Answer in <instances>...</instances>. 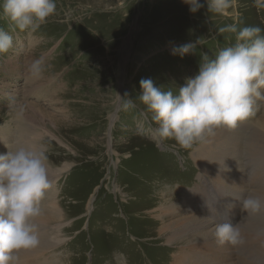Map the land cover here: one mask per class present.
<instances>
[{
  "label": "rangeland",
  "instance_id": "obj_1",
  "mask_svg": "<svg viewBox=\"0 0 264 264\" xmlns=\"http://www.w3.org/2000/svg\"><path fill=\"white\" fill-rule=\"evenodd\" d=\"M201 2L193 14L184 0H56L55 14L32 34L0 8V29L14 40L0 55V82L10 85L0 110L12 101L38 109L41 133L56 124L65 143L57 141L65 153H53V139L44 142L50 163L66 168L50 177L42 202L47 238L60 242L43 249L44 264H264V212L247 214L239 203L249 192L264 194V170L250 146L251 135H264V99L236 128L207 138L215 140L211 146L205 139L189 148L155 138L152 113L138 99L141 79L175 92L198 73L201 55L214 58L232 46L235 34L219 28L264 29V0H232L227 15ZM199 38L195 53L172 54ZM41 55L46 65L37 81L26 65ZM6 60H17V68L4 71ZM33 87L47 96L38 100ZM52 91L62 94L59 104H49ZM125 92L136 104L127 111L117 104ZM242 133L246 139L231 144ZM229 163L237 170L246 164L240 178L220 176ZM226 220L241 222L243 244L216 242L214 224Z\"/></svg>",
  "mask_w": 264,
  "mask_h": 264
},
{
  "label": "clouds",
  "instance_id": "obj_2",
  "mask_svg": "<svg viewBox=\"0 0 264 264\" xmlns=\"http://www.w3.org/2000/svg\"><path fill=\"white\" fill-rule=\"evenodd\" d=\"M191 13L204 7L201 0H184ZM208 12L227 15L232 0H205ZM56 0H2L4 16L21 31L35 33L55 14ZM234 33L235 43L210 58L201 55L199 71L177 91L157 87L151 78L141 79L139 101L152 113V128L160 141L174 140L189 148L195 142L217 135L219 130L236 128L252 114L257 99H264V29L238 28L235 24L218 29ZM200 38L172 48L181 57L195 53ZM14 46L13 36L0 29V55ZM41 55L26 65V72L39 79L45 71ZM17 119L24 118L22 105L11 102ZM117 104L127 111L136 107L128 92L117 93ZM47 148L18 146L0 153V264H18V253L40 244L36 221L43 215L42 202L52 189ZM247 214L264 212V194L249 192L239 201ZM228 207H232L229 205ZM241 222L214 224L216 242L233 247L244 243Z\"/></svg>",
  "mask_w": 264,
  "mask_h": 264
},
{
  "label": "bare ground",
  "instance_id": "obj_3",
  "mask_svg": "<svg viewBox=\"0 0 264 264\" xmlns=\"http://www.w3.org/2000/svg\"><path fill=\"white\" fill-rule=\"evenodd\" d=\"M17 64H18L17 60H9V61L5 62L6 66L5 67L3 66L4 67L3 69H4V71H10L14 68H17ZM1 76H2V74H0V77ZM49 77H52V75H50ZM39 79H36V80L38 81ZM28 83L32 84V82H28ZM9 86L10 85H6L3 82H0V94H4V91ZM32 89L34 91L37 90L38 100L43 99L45 97L46 94H43L41 92L42 87H33ZM31 90H30V92H31ZM56 90L59 91L58 88ZM55 93H56L55 91L51 92L52 97H51V99H49L50 105L59 104L58 99L61 100L62 94L60 92H58L60 95L59 96L57 93L56 94ZM29 113H31V115H29ZM43 119H44V116L42 115V113L38 109L31 108V106H29V105L24 107V118L23 119H17L16 118L12 106L6 107V108L0 110V148L6 144H13L14 145V146H11L9 148H15V147H18L21 145L35 147V146H39L42 144L44 145L45 141H49V139H53L54 143L52 142V144H53V146H56L57 150L54 148L52 150V152L55 153L56 151H58L59 153H65L61 149V147L58 146L59 144H57V141H58L62 145V147L65 145V143H63V141L61 142L60 137H58V135L55 134V133H58L56 124H55V126H53L51 133L47 132L48 136H45L44 134L41 133L42 128L44 127V120ZM106 119H107V121L110 120V122H112V124H113L115 122V120H114L115 115L111 118L108 115V118H106ZM238 135L239 134H237L236 137L232 139L231 144L234 142H240V141H242L243 137L245 138L244 133H242L241 138H240V135L239 136ZM248 137H249V134H248ZM205 141L207 142L206 145L211 146L212 143L214 144L215 140L212 141V139H209V140L206 139ZM243 141H244V139H243ZM250 141H251L250 146L253 149L252 154L258 158V162H259L258 163L259 164L258 169L263 171L264 170V135L260 134L258 132H255V134L250 136ZM246 144H247L248 148H247V150H244V149L243 150L246 154V157L249 158V138L246 141ZM209 146H207V147H209ZM65 148L67 149V146H65ZM57 156H54L53 158H57ZM217 156H218V153H217ZM214 157H216V155ZM241 163H242V161L240 162V164ZM48 166H49V170L50 171L52 170L51 171L52 173L51 172L49 173L50 177L55 175V174H60L63 170L66 169L63 167L58 168V167L54 166L52 163H50V161L48 162ZM245 166H246V164H244L241 168H239V170H237L236 167H233V165H231L229 163V165H227L225 167L228 169L227 172L225 174H221V175L218 174V175L223 176L224 180L225 179L231 180L235 176L236 177L239 176L240 173H242L244 171ZM238 167H239V165H238ZM248 171H249V169H248ZM240 177L241 176H239V178ZM36 224L38 227L40 244L35 249L22 251V252L18 253V264H44V262H42L43 249L46 251H48V250L50 251V249L52 250V248H55L57 246L56 243L59 242V241H57V238H54L53 240H52V238L51 239L47 238V236L49 234V230L47 229L46 223L43 220H40V218H39L36 221ZM55 241H57V242L55 243ZM44 261H46V260H44Z\"/></svg>",
  "mask_w": 264,
  "mask_h": 264
}]
</instances>
